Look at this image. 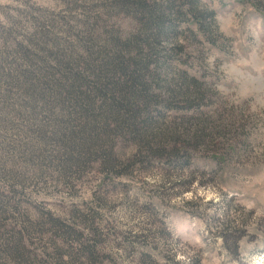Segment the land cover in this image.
<instances>
[{"label": "rangeland", "instance_id": "rangeland-1", "mask_svg": "<svg viewBox=\"0 0 264 264\" xmlns=\"http://www.w3.org/2000/svg\"><path fill=\"white\" fill-rule=\"evenodd\" d=\"M0 264H264V0H0Z\"/></svg>", "mask_w": 264, "mask_h": 264}, {"label": "trees", "instance_id": "trees-1", "mask_svg": "<svg viewBox=\"0 0 264 264\" xmlns=\"http://www.w3.org/2000/svg\"><path fill=\"white\" fill-rule=\"evenodd\" d=\"M138 6H140V5H138ZM138 6H136V8ZM139 9H141V8L138 7V9H136V10H139ZM115 62H117V64L114 63V62H111L108 65V67L112 70V72H115V74L122 73L123 75H127L128 74V70H126L127 67H123L122 61H120V59H118V58H115ZM130 63L131 62L129 61L128 65H131ZM70 65H71L70 61H65V62L64 61H59L58 62V67L59 68H66V67H68ZM41 71H43V69ZM41 71H39V73ZM77 77H78L77 74H75V76L72 77L73 80H72V83L70 85L64 84V86H63L64 89L62 88L61 92H63V91L73 92L75 90V88H77V86H76V81H78ZM124 98H126V97L122 96L121 99H124ZM129 108H132V109H129ZM127 109H129V110H127ZM124 110H127V112L129 111V113H127L128 115L123 112ZM124 114H126L125 116H127L126 119H123L124 118L123 117ZM136 117H137V111L135 110V107L133 105L130 106V103L124 102L123 100H119L118 101L116 112H114L111 115L112 120L117 122L118 125H119V128L117 127V129L122 130V131L123 130L124 131L128 130V132H131L130 134H132L134 136H136V134L138 135V133H139V130L135 126ZM119 121H120V123H119ZM147 142L148 141H146V143Z\"/></svg>", "mask_w": 264, "mask_h": 264}]
</instances>
